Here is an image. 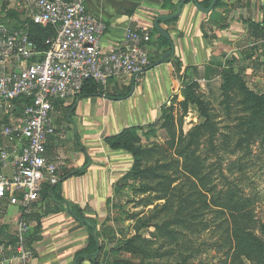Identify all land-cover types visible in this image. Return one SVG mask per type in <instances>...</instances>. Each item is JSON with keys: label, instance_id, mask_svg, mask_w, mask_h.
I'll use <instances>...</instances> for the list:
<instances>
[{"label": "rangeland", "instance_id": "rangeland-1", "mask_svg": "<svg viewBox=\"0 0 264 264\" xmlns=\"http://www.w3.org/2000/svg\"><path fill=\"white\" fill-rule=\"evenodd\" d=\"M245 1L249 12L237 11ZM230 3L237 36L227 49L214 44L216 60L198 70L209 76L174 70L155 120L109 147L117 163L97 227L111 230L103 264H264L252 243H264V0ZM149 29L154 48L159 32Z\"/></svg>", "mask_w": 264, "mask_h": 264}, {"label": "crops", "instance_id": "crops-1", "mask_svg": "<svg viewBox=\"0 0 264 264\" xmlns=\"http://www.w3.org/2000/svg\"><path fill=\"white\" fill-rule=\"evenodd\" d=\"M179 1L172 0L171 5H178ZM197 1L202 3L205 0ZM230 1L219 0V5L208 13L198 10L192 0L186 1L175 22L166 24L158 21L174 45V54L168 61L131 77L112 79L105 88V94L77 96L54 104V124L58 130L64 131V137H50L45 155L61 166L62 175H69L59 183L61 196L77 204L86 216H92L98 227L105 219L103 214L106 200L112 192L116 175L113 168L117 163L105 137L118 134L129 126L153 122L162 100L169 93L174 70L180 74L184 72L186 76L191 72L190 76L197 79L200 66L211 65L216 60L212 55L220 48H229L232 38L237 36L234 30L238 29L233 25L236 22L229 18L234 7ZM243 4L244 8L237 11L249 10L247 1L240 3L241 6ZM86 7L105 24L100 44L106 51L123 40L129 26L151 28L154 27V17L177 10L172 6L163 8L160 0H86ZM205 34H215L217 41L208 40L211 37ZM154 37L151 58L153 52L161 54L167 51V46H158L159 35ZM259 41L264 43V36ZM214 44L218 45V50ZM176 60L180 64L176 65ZM10 148V141L0 142V152ZM86 162L84 174H70ZM10 170L9 164L0 162V174L9 175ZM7 200L0 202V212L3 213L0 215V264H73L76 253L87 245L88 230L67 210L45 213L39 220V227H36L35 220H29L30 242L26 247L32 250L33 255L26 261L14 257L8 249L11 246L8 242L13 240L12 236L15 238L21 210L8 204ZM51 208L40 207V210L46 212Z\"/></svg>", "mask_w": 264, "mask_h": 264}, {"label": "built area", "instance_id": "built-area-1", "mask_svg": "<svg viewBox=\"0 0 264 264\" xmlns=\"http://www.w3.org/2000/svg\"><path fill=\"white\" fill-rule=\"evenodd\" d=\"M8 10L13 18L4 16ZM28 23L52 28L42 49L30 38ZM104 29L86 0H0V141L11 142L9 151L0 152V162L11 169L0 174V198L21 210L15 245L8 248L21 261L33 255L26 247L31 228L26 216L42 186L62 175L61 166L45 155L50 137H64L54 124L55 102L75 99L88 80L105 89L112 79L137 75L150 65L149 28L129 26L108 51L100 44ZM21 99L27 102L18 106Z\"/></svg>", "mask_w": 264, "mask_h": 264}, {"label": "trees", "instance_id": "trees-1", "mask_svg": "<svg viewBox=\"0 0 264 264\" xmlns=\"http://www.w3.org/2000/svg\"><path fill=\"white\" fill-rule=\"evenodd\" d=\"M162 3L163 8H167L172 6L173 10L177 9V5H171L172 0H160ZM211 0H205L202 3H200L202 6L207 7L209 6ZM219 0L216 1L215 7L216 8L219 5ZM5 17L13 18L15 16L14 12L12 10H8L7 12L4 13ZM178 17L173 18V19H161L159 22H164L166 24L175 22ZM251 22V21H250ZM252 23H250L251 25ZM29 25V35L30 38L34 41V43L37 45L39 49L43 48V41L45 37L49 34H52L53 30L51 27H40L36 24L33 23H28ZM261 36H264V31L260 32ZM152 35V32H151ZM159 35V42L158 46L164 45L167 46V50L170 49V41L161 33H158ZM163 51L159 57L164 53ZM173 54V53H172ZM158 57V58H159ZM157 58V59H158ZM157 59L152 60L150 58V65L147 67L149 68ZM170 59V57H167L163 62H166ZM178 64L179 61L177 62ZM146 68V69H147ZM205 71H208V73H204V75L199 74V77L201 78H206L209 76L211 71H213L210 67H205ZM210 72V73H209ZM105 89L97 82L93 80H88L85 82L83 85V88L81 92L77 95L79 97H89V96H95V95H100V94H105ZM27 100L21 99L18 102V106H22L23 103H26ZM56 103V102H55ZM21 104V105H20ZM197 105H200L201 103L199 101H196ZM258 105V104H257ZM259 112V109H258ZM8 119H4L2 123L7 122ZM125 130V129H124ZM123 130L115 135L105 137V142L108 145V147L112 148L114 147L113 140L116 139L119 134H122ZM89 161V160H88ZM88 162H86V165L83 167L76 169L70 173L71 175H81L84 174L86 168H87ZM68 173L61 175L60 179L57 181L55 184H45L42 186L41 192H40V198L38 203L34 205L33 211L26 216L27 220H35L36 221V227H39V220L40 218L47 212H59V211H68L69 214H71L77 221L82 223L88 230V238H87V245L85 248L79 250L75 257L73 264H84L86 262H89L90 264H103V261L105 260V255L103 254V248L105 239L109 238L111 234V230L107 229V227H104L102 225V228H97V221L95 219H91L90 217L86 216L83 212V210L75 203L68 201L64 199L61 196V193L59 191V183L62 179L67 178ZM40 204V205H39ZM42 204V205H41ZM48 206H51V209H46L48 211L45 212L40 210V207L42 208H48ZM229 215L234 216L235 211L228 209ZM104 227V229H103ZM251 236V234H249ZM242 241L244 242V239L241 238ZM16 239L13 238V240L9 241L8 244L11 246L15 245ZM30 242V236L28 235L26 237V244ZM252 243L255 248H259L261 250H264V243L261 241L259 242L258 239L252 237ZM237 248L238 244L236 243ZM244 253H240V255L243 256Z\"/></svg>", "mask_w": 264, "mask_h": 264}, {"label": "water", "instance_id": "water-1", "mask_svg": "<svg viewBox=\"0 0 264 264\" xmlns=\"http://www.w3.org/2000/svg\"><path fill=\"white\" fill-rule=\"evenodd\" d=\"M186 1H188V0H180L178 2V5H177V10L174 13L155 18V20L153 22V26L155 27V29L159 33L163 34L170 41V49L165 51L161 55V57L159 59H157L149 68L155 67V66L163 63V61L174 52V45L170 39V36L162 27H160L158 21L161 19H173V18L178 17L181 14L183 4ZM192 1L198 10H200L201 12H204V13H208L209 11H211L215 7L217 0H211L209 6H207V7L202 6L197 0H192Z\"/></svg>", "mask_w": 264, "mask_h": 264}]
</instances>
